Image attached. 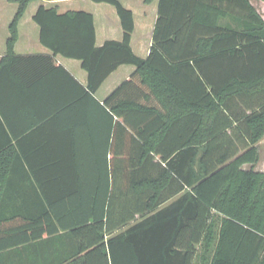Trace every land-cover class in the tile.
Masks as SVG:
<instances>
[{
  "label": "trees",
  "instance_id": "16d2710c",
  "mask_svg": "<svg viewBox=\"0 0 264 264\" xmlns=\"http://www.w3.org/2000/svg\"><path fill=\"white\" fill-rule=\"evenodd\" d=\"M9 1L18 7L3 60L14 56L18 22L34 0ZM92 1L115 8L121 41L95 46L84 11L40 6L34 20L43 45L81 61L87 93L119 65L136 67L97 102L108 116L126 111L114 124L126 128L127 146L120 155L112 147L110 158L108 147L98 152L92 181L45 179L53 169L76 176L77 166L36 163L46 150L8 148L0 119V241L9 192L29 189L36 195L9 219L30 224L26 238L64 231L78 256L67 264H264V170L253 167L264 137V19L251 0H158L143 59L130 47L132 11ZM121 92L126 99L114 104ZM50 188L65 194L50 197Z\"/></svg>",
  "mask_w": 264,
  "mask_h": 264
},
{
  "label": "crops",
  "instance_id": "0c3cea01",
  "mask_svg": "<svg viewBox=\"0 0 264 264\" xmlns=\"http://www.w3.org/2000/svg\"><path fill=\"white\" fill-rule=\"evenodd\" d=\"M119 1L133 13L131 50L136 56L145 59L152 44L158 0L150 3L145 0ZM40 6L55 8L58 14L71 11L90 13L93 17L95 46H102L109 40L121 41L123 30L120 19L115 8L105 2L31 1L17 25L14 56L3 60L10 34L9 24L18 4L0 0V119L6 133L12 138L8 148L46 150L45 154L35 159L36 163L77 166L76 176L53 169L42 174L45 179L89 182L93 180L89 167L96 163V154L108 147L110 158L113 147L120 155L128 143L126 128L114 124V120L123 123V118L127 117L126 111L119 110L108 116L97 102L104 104L124 82L130 80L136 67L131 64L119 65L94 93H87V72L81 61L54 54L41 43L40 27L34 20ZM123 98L126 99V94L121 92L112 101L115 104ZM149 120L151 124L154 122L153 114H149ZM8 163H12L11 158ZM64 194L59 188H50L46 192L50 197ZM32 195L36 193L29 189L8 194L4 207L8 221L2 225L6 227L8 235L6 240L0 241V245L6 244L7 247L0 250V264H67L65 259H78V256L71 259L73 241L65 236L64 231L51 236L44 233L42 237L26 238L25 235L31 233L30 224H18L16 220L9 219L16 209L24 210L27 207L30 202L28 197ZM74 195H89V192L79 191Z\"/></svg>",
  "mask_w": 264,
  "mask_h": 264
},
{
  "label": "rangeland",
  "instance_id": "374dc122",
  "mask_svg": "<svg viewBox=\"0 0 264 264\" xmlns=\"http://www.w3.org/2000/svg\"><path fill=\"white\" fill-rule=\"evenodd\" d=\"M251 3L264 19V3L257 0H251ZM258 150L260 157L258 162L253 167L255 170H264V137L258 143Z\"/></svg>",
  "mask_w": 264,
  "mask_h": 264
}]
</instances>
